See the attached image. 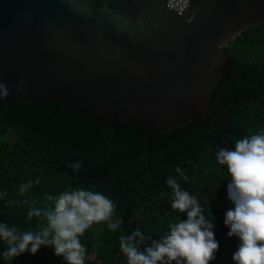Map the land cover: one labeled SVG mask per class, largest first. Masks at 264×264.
<instances>
[{
	"label": "trees",
	"instance_id": "1",
	"mask_svg": "<svg viewBox=\"0 0 264 264\" xmlns=\"http://www.w3.org/2000/svg\"><path fill=\"white\" fill-rule=\"evenodd\" d=\"M228 72L213 93L207 127L192 121L178 130L157 134L151 140L142 126L120 122L115 126L98 115L65 101L11 100L0 108V223L21 230H38L43 217L28 218V204L8 205V200L35 202L38 208L54 205L46 196L68 189L97 191L116 204L114 219L122 225L110 231L106 223L94 224L81 237L87 248L85 264H127L119 248L121 235L139 229L145 237L140 250L168 231V223L187 219L171 208L172 190L167 177L181 167L189 179L182 189L197 196L219 242L209 264H234L239 241L229 238L225 213L234 205L228 199L231 177L216 162L221 148L234 150L246 135L264 131V24L249 28L225 48ZM83 161L81 169L70 165ZM40 183L36 184L35 181ZM32 181L25 195L19 187ZM167 193V195H165ZM0 243V264H66L54 249L42 246L5 258Z\"/></svg>",
	"mask_w": 264,
	"mask_h": 264
},
{
	"label": "water",
	"instance_id": "2",
	"mask_svg": "<svg viewBox=\"0 0 264 264\" xmlns=\"http://www.w3.org/2000/svg\"><path fill=\"white\" fill-rule=\"evenodd\" d=\"M0 0V82L11 100L65 101L151 140L207 127L225 47L264 24V0ZM23 81L24 91L17 94Z\"/></svg>",
	"mask_w": 264,
	"mask_h": 264
},
{
	"label": "clouds",
	"instance_id": "3",
	"mask_svg": "<svg viewBox=\"0 0 264 264\" xmlns=\"http://www.w3.org/2000/svg\"><path fill=\"white\" fill-rule=\"evenodd\" d=\"M22 91L21 80L17 94ZM9 94L8 87L0 82V99ZM215 156L219 165L227 167L231 177L227 191L234 207L225 213L224 224L230 229L228 237L239 241L232 256L234 264H264V131L238 139L234 150L221 148ZM82 164L83 161H77L70 167L79 171ZM175 171L179 179L169 175L166 180L172 190L171 208L179 214L186 213L187 219L178 217L170 221L168 231L152 240L143 251L140 247L145 237L139 229L121 235L119 248L127 264H209L215 260L219 242L214 237V218L205 215L197 196L182 189L180 180L189 179L186 172L179 166ZM33 187L32 181L24 183L19 193L25 195ZM6 196L7 193H0V199ZM45 199L54 201V205L38 208L31 200L7 201L9 206L28 204V218L43 217L46 223L35 231L0 223V243L6 245L3 257L16 258L25 252L35 255L42 246H48L66 264H85L87 248L81 243V237L86 231L102 222L110 231H116L123 223L121 219H114L116 204L97 191L68 189Z\"/></svg>",
	"mask_w": 264,
	"mask_h": 264
},
{
	"label": "built area",
	"instance_id": "4",
	"mask_svg": "<svg viewBox=\"0 0 264 264\" xmlns=\"http://www.w3.org/2000/svg\"><path fill=\"white\" fill-rule=\"evenodd\" d=\"M187 3L188 0H169L167 6L173 11L181 12Z\"/></svg>",
	"mask_w": 264,
	"mask_h": 264
},
{
	"label": "rangeland",
	"instance_id": "5",
	"mask_svg": "<svg viewBox=\"0 0 264 264\" xmlns=\"http://www.w3.org/2000/svg\"><path fill=\"white\" fill-rule=\"evenodd\" d=\"M92 259H93V256H91L90 258H88L87 260H85V262H87L88 260H92Z\"/></svg>",
	"mask_w": 264,
	"mask_h": 264
}]
</instances>
